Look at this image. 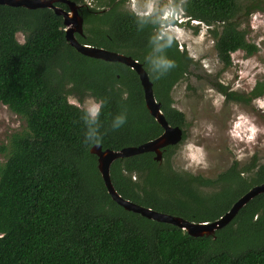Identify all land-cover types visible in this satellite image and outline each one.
<instances>
[{
  "label": "trees",
  "instance_id": "trees-1",
  "mask_svg": "<svg viewBox=\"0 0 264 264\" xmlns=\"http://www.w3.org/2000/svg\"><path fill=\"white\" fill-rule=\"evenodd\" d=\"M172 4L207 26L223 69L231 66L232 53L250 56L258 50L238 18L264 11V0ZM82 17L84 32L76 35L77 41L140 62L166 121L183 129L186 120L172 106L171 92L195 61L178 49L177 41L165 45L157 39L159 17L138 20L114 6L83 9ZM17 34L24 35L23 44ZM155 56L173 60L174 67L152 72ZM208 82L227 102L250 104L264 96V77L249 92L231 90L212 77ZM68 96L103 101L98 142H84L82 111L67 102ZM0 104L25 122L0 147L5 153L0 164V264H264V193L214 236L198 238L112 201L89 149L94 144L103 150L137 146L158 137L162 128L145 108L136 73L76 52L65 41L62 17L52 10L0 5ZM121 113L125 123L113 130L111 121ZM176 148L163 151L161 164L152 153L114 161L110 179L115 190L142 207L205 223L219 219L252 186L264 183V164L256 165L254 157L247 166L234 161L215 178L174 170L169 160Z\"/></svg>",
  "mask_w": 264,
  "mask_h": 264
},
{
  "label": "rangeland",
  "instance_id": "rangeland-1",
  "mask_svg": "<svg viewBox=\"0 0 264 264\" xmlns=\"http://www.w3.org/2000/svg\"><path fill=\"white\" fill-rule=\"evenodd\" d=\"M238 1L242 5L248 2ZM93 2L95 0H82V3ZM131 2L124 0L122 9L130 11L128 5ZM145 2L135 0L137 6ZM152 2L156 5L152 15H160L161 9L172 0ZM245 19L241 15L239 25L247 30V40L254 43L258 50L250 56L242 51L232 53V64L226 69L217 59L214 39L204 24L197 25L196 21L179 24L185 31V37L176 40L178 48L188 53L195 66L171 92L172 106L182 112L186 120L183 128L185 138L169 160L174 170L215 178L234 161L239 166H247L254 157L256 165L264 164V109L258 107L255 100L250 104L227 102L208 82L212 77L231 90L249 92L264 77V11H253ZM185 20L183 15L181 22ZM16 38L19 41L20 35L17 34ZM241 116L247 122L239 121L240 127L234 128ZM253 126L254 131H250ZM24 128V120L6 105L0 104V147L7 145L13 133ZM233 131L239 136L233 135ZM249 135L252 136L250 140ZM4 160L5 153L0 150V164Z\"/></svg>",
  "mask_w": 264,
  "mask_h": 264
},
{
  "label": "water",
  "instance_id": "water-1",
  "mask_svg": "<svg viewBox=\"0 0 264 264\" xmlns=\"http://www.w3.org/2000/svg\"><path fill=\"white\" fill-rule=\"evenodd\" d=\"M55 2H61L68 6V11L55 6ZM0 5L8 7H22L25 9H42L47 8L54 12L55 15L62 17L64 26L65 41L79 54L98 59L110 63H120L133 70L139 80L143 93V100L146 110L153 117L156 123L162 128V133L145 143L137 146H128L120 150L102 149L100 145L94 144L90 149V154L96 157V169L103 181L104 187L117 205L125 211L136 213L147 219L154 220L159 223L170 224L180 230L186 232L190 237H208L214 236L215 232L228 225L239 210L243 208L249 201L257 195L264 193V183L252 186L246 193L239 197L230 207V209L219 219L213 222L193 223L181 217L169 215L166 213L154 211L150 208L142 207L127 199L122 198L115 190L110 179V166L117 159H125L128 157L152 153L153 161L162 162V149L167 146L177 145L182 141L183 130L179 126L170 125L162 111L161 105L156 101L153 95L152 82L143 65L137 60L132 59L114 51L105 50L85 44H81L75 38V34L82 36V16L79 12L80 6L70 0H0Z\"/></svg>",
  "mask_w": 264,
  "mask_h": 264
},
{
  "label": "clouds",
  "instance_id": "clouds-1",
  "mask_svg": "<svg viewBox=\"0 0 264 264\" xmlns=\"http://www.w3.org/2000/svg\"><path fill=\"white\" fill-rule=\"evenodd\" d=\"M129 10L136 16V18L143 19L145 16H149L156 9V5L152 0H146L142 6H137L135 0L128 5ZM184 10L179 4H166L160 11L159 21L161 24L159 36L157 39H163L165 45H170L173 40H180L185 37V31L183 28L179 27V22L183 19ZM195 23V21H194ZM19 43L23 44L25 38L23 34H19ZM164 45H158L157 47H163ZM151 71L157 74H162L166 72L169 68L174 67V61L163 56H155L150 62ZM69 87L71 85L69 84ZM66 100L69 104L76 106L81 109L82 115L81 120L85 125L84 131V142L85 143H95L100 139L99 129L96 126L98 122V117L100 114L101 106L103 101L96 99L95 97L88 96L83 101L78 100L76 97L68 96ZM254 103L258 107L264 109V98H257ZM126 120L125 114L121 113L113 117L111 121V128L113 130L121 127ZM247 122L244 116L239 117L238 122L234 125V128L240 127V122ZM250 131H254V126L250 127ZM233 135L239 136L238 132L233 131ZM248 139H252L249 135Z\"/></svg>",
  "mask_w": 264,
  "mask_h": 264
},
{
  "label": "flooded vegetation",
  "instance_id": "flooded-vegetation-1",
  "mask_svg": "<svg viewBox=\"0 0 264 264\" xmlns=\"http://www.w3.org/2000/svg\"><path fill=\"white\" fill-rule=\"evenodd\" d=\"M70 1H72V0H70ZM112 2L110 3V5L109 6H107V7H103V6H106L107 5V3H109L110 2V0H95V3L93 2V3H82V0H79V2L77 3V2H75V1H73V2H75L77 5H79L80 6V8H79V12H80V14H81V16H82V10L83 9H90V8H94V9H97V10H99V11H103V10H108L110 7H112V6H114L116 9H121V10H124V9H122V7H123V3H124V0H111ZM99 3L101 4V5H99ZM55 4V6H57V7H59L57 4H62L63 6H65L66 7V9H63V10H66V11H68V6L66 5V4H64V3H61V2H55L54 3ZM61 8V7H60ZM126 11H128V10H126ZM131 12V11H130ZM184 15V14H183ZM151 16H153L152 14L151 15H149V16H145V17H151ZM154 16H158L159 17V15H154ZM184 17L186 18V20L184 21V22H180L179 24L181 25L182 23H186V22H189V21H196V20H193V19H191L190 17H187V16H185L184 15ZM82 20H83V17H82ZM196 22H198V21H196ZM200 24H203V23H200V22H198V24L197 25H200ZM207 27V26H206ZM197 30H198V27H197ZM83 32H84V20H83V23H82V36H83ZM76 35H78V34H75V38H76ZM79 36V35H78ZM81 36V37H82ZM77 39V38H76ZM103 49V48H102ZM179 49V48H178ZM180 50V49H179ZM180 51H182V50H180ZM115 52V51H114ZM118 53V52H117ZM120 54H122V53H120ZM124 55V54H123ZM135 60V59H134ZM144 68V67H143ZM223 68V67H222ZM209 79H211V77L209 78ZM220 82V81H219ZM223 84V83H222ZM228 87V86H227ZM183 130V129H182ZM163 131V130H162ZM183 133H184V131H183ZM182 141H183V136H182ZM181 141V142H182ZM180 142V143H181ZM179 143V144H180ZM179 144H177V145H173V146H167V147H174V146H177L178 147V145ZM167 147H165V148H163L162 149V162H163V151H165V149L167 148ZM161 162V163H162ZM160 163V164H161Z\"/></svg>",
  "mask_w": 264,
  "mask_h": 264
}]
</instances>
